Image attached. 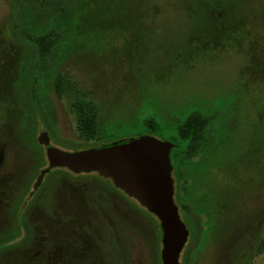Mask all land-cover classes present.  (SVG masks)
<instances>
[{
    "label": "rangeland",
    "instance_id": "rangeland-1",
    "mask_svg": "<svg viewBox=\"0 0 264 264\" xmlns=\"http://www.w3.org/2000/svg\"><path fill=\"white\" fill-rule=\"evenodd\" d=\"M190 2L77 6L74 36L83 47L57 69L61 95L53 86L43 95L56 137L49 134L50 145L72 152L141 135L168 141L187 111L214 112L207 146L182 166L187 192L179 190V202L203 226L188 264H264V0H243L230 6L231 19L208 21L189 18L205 5ZM8 13L9 0H0V234L10 224L18 234L21 215L32 234L2 243L0 264H160L157 219L108 180L53 169L32 189L47 166L36 143L44 126L36 118L22 140L21 51ZM83 101L94 107L92 136L81 132L74 109ZM144 118L161 132L149 134ZM20 186L24 207L11 219L6 212Z\"/></svg>",
    "mask_w": 264,
    "mask_h": 264
},
{
    "label": "trees",
    "instance_id": "trees-1",
    "mask_svg": "<svg viewBox=\"0 0 264 264\" xmlns=\"http://www.w3.org/2000/svg\"><path fill=\"white\" fill-rule=\"evenodd\" d=\"M86 0H9L8 23L10 33L21 51L19 66L20 91L19 100L25 111L23 126L24 140L32 136L33 124L36 118L42 121L52 139H56L50 126L51 108L44 102V92L53 86L58 96L61 95V76L57 69L73 54L81 51L83 44L74 36V25L78 14L77 6ZM190 5H204L196 15L189 12V18H200L208 21L212 18L231 19L227 12L243 0H190ZM233 6V7H230ZM230 8V9H229ZM229 10V11H228ZM216 11L219 16H214ZM215 13V14H216ZM222 19V20H223ZM84 40L87 38L83 37ZM74 109L81 121V132L92 136L95 131V111L89 101L74 105ZM211 115L205 114L197 108L187 111L183 118L175 121L174 135L168 141L173 144L169 153L172 170L173 201L178 209L180 220L188 230V237L181 252L179 264H188L191 253L198 248L203 238L202 219L191 206L179 202V190L187 192V180L182 168L183 164L196 158L207 146L210 139ZM142 126L149 134L160 133L162 129L150 118L142 120ZM111 136V135H109ZM111 138V137H110ZM114 139V138H113ZM113 142H117L115 139ZM66 146L78 145L71 142H61ZM107 143L98 147H104ZM24 187L14 201V209L24 196ZM21 225L27 233L30 230L21 218ZM17 233L11 229L0 234V245L13 239ZM184 245V246H185ZM2 250H0L1 253Z\"/></svg>",
    "mask_w": 264,
    "mask_h": 264
},
{
    "label": "water",
    "instance_id": "water-1",
    "mask_svg": "<svg viewBox=\"0 0 264 264\" xmlns=\"http://www.w3.org/2000/svg\"><path fill=\"white\" fill-rule=\"evenodd\" d=\"M38 145L43 147L47 166L40 170L32 189L51 169L61 168L72 174L95 173L134 200L159 224L160 264H179L188 230L180 220L173 202V183L169 152L173 144L149 135L118 140L104 147L64 151L49 143L47 133L39 132ZM20 235L7 243H17Z\"/></svg>",
    "mask_w": 264,
    "mask_h": 264
},
{
    "label": "flooded vegetation",
    "instance_id": "flooded-vegetation-1",
    "mask_svg": "<svg viewBox=\"0 0 264 264\" xmlns=\"http://www.w3.org/2000/svg\"><path fill=\"white\" fill-rule=\"evenodd\" d=\"M39 3L41 2V0H39L38 1ZM18 102H19V106L21 107V110H22V112L24 113V118H25V111H24V109H23V107H22V102L20 101V100H18ZM43 131H45L46 133H47V136H48V139H49V131L48 130H43ZM23 136H24V131H22V140H24V138H23ZM24 142H27L26 140H24ZM37 143V142H36ZM49 143H50V139H49ZM42 147V146H41ZM173 148V147H172ZM172 148L170 149V151L172 150ZM44 151V150H43ZM170 153V152H169ZM169 156V155H168ZM55 169H61V168H55ZM51 170H53V169H51ZM51 170H49V171H51ZM47 174V173H46ZM75 175V174H74ZM97 175V174H96ZM171 175H172V170H171ZM172 178V177H171ZM107 180V179H106ZM109 181V180H108ZM110 182V181H109ZM111 183V182H110ZM172 183H173V179H172ZM24 186H20L19 187V189L16 191V193H15V195H14V197L11 199V201H10V206H9V210L6 212L8 215H9V217L12 219V218H15V213H16V210H17V208H18V210H19V208L20 209H23V205H22V200H23V198H22V200H21V202L16 206V209H14V207H13V205H14V201H15V199H16V197H17V195H18V193L22 190V188H23ZM173 189H174V187H173ZM24 190H25V188H24ZM174 194V193H173ZM174 202V201H173ZM178 210V209H177ZM4 211H3V214H6ZM21 218H24V221H25V224L27 225V228L30 230V234H29V236L27 237V233H26V230L24 229V227L21 225ZM9 228H10V230H8V231H5V232H2V233H7V232H9V231H11V224H10V226H9ZM17 230H18V234L14 237V238H16V237H18L19 235H20V233L22 232V237H21V239H23V240H25V241H28L29 240V238H30V236H31V234H32V228L28 225V223H27V218H26V216L25 215H21L20 217H19V221H18V225H17ZM1 233V234H2ZM57 236H59V235H57ZM59 237H61V236H59ZM13 238V239H14ZM20 239V240H21ZM12 240V239H11ZM11 240H9V241H11ZM19 240V241H20ZM8 242V241H7ZM7 242L5 243V244H7Z\"/></svg>",
    "mask_w": 264,
    "mask_h": 264
}]
</instances>
